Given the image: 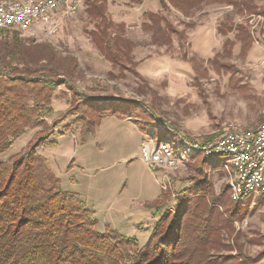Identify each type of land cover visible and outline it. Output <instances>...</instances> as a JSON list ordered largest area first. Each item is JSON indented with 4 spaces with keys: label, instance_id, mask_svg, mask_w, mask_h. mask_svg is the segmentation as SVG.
Instances as JSON below:
<instances>
[{
    "label": "rangeland",
    "instance_id": "1",
    "mask_svg": "<svg viewBox=\"0 0 264 264\" xmlns=\"http://www.w3.org/2000/svg\"><path fill=\"white\" fill-rule=\"evenodd\" d=\"M88 1L74 15L57 13L25 32L5 30L8 39L16 35L25 45L51 50V67L65 70L51 79L66 84L55 86L42 126L27 130L0 159L34 148L61 189L93 213L100 232L110 225L140 245L162 217L178 213L192 189L208 185L214 197H223L217 211L226 214L233 209L228 177L203 163L202 154L192 151L174 168L151 170L141 161V147L161 139L201 148L224 128L264 123V0H237L238 7L205 0L188 18L162 9L160 0H104L107 16L132 45L119 67L90 38L95 20L86 13ZM147 13L159 14L174 30L169 45L152 43ZM93 106L121 112L83 136L74 111L86 107L91 114ZM240 217L213 236L214 263L264 264V199L249 201Z\"/></svg>",
    "mask_w": 264,
    "mask_h": 264
},
{
    "label": "trees",
    "instance_id": "2",
    "mask_svg": "<svg viewBox=\"0 0 264 264\" xmlns=\"http://www.w3.org/2000/svg\"><path fill=\"white\" fill-rule=\"evenodd\" d=\"M203 1L160 0L159 4L188 18ZM214 1L239 5L237 0ZM86 13L95 20L90 38L96 49L119 67L132 50L119 31L121 26L107 16L104 0L86 2ZM145 18L152 43L169 45L175 32L164 18L157 13H147ZM8 32L0 30V157L27 130L42 126L55 86L66 84L51 79L65 76L63 67H51V50L25 45L16 35L8 39ZM76 70L74 64L71 71ZM76 110L74 118L82 119L83 136L90 135L103 119L121 112L96 106L88 107L91 114L86 107ZM202 159L203 163L213 162ZM188 194L178 213L162 217L148 241L140 245L138 239L118 235L110 225L100 232L99 221L80 197L63 191L46 160L28 148L8 161L0 159V264H216L209 253L213 236L227 222L241 219L240 212L249 207V201L233 205L228 199L233 209L222 215L217 209L223 197H214L208 185Z\"/></svg>",
    "mask_w": 264,
    "mask_h": 264
},
{
    "label": "built area",
    "instance_id": "3",
    "mask_svg": "<svg viewBox=\"0 0 264 264\" xmlns=\"http://www.w3.org/2000/svg\"><path fill=\"white\" fill-rule=\"evenodd\" d=\"M82 4L83 0H0V30L25 32L38 23H49L57 13L74 15ZM192 151L213 161L221 159L210 165L217 166L228 177L226 186L232 203L264 199V123L249 129L224 128L201 148L185 142L145 143L141 147V161L151 170L174 168Z\"/></svg>",
    "mask_w": 264,
    "mask_h": 264
}]
</instances>
